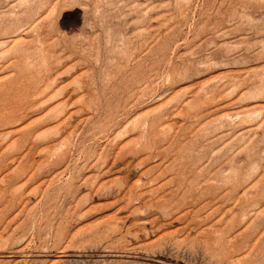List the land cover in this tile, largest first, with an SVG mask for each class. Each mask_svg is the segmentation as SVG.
Wrapping results in <instances>:
<instances>
[{
  "label": "rangeland",
  "instance_id": "1",
  "mask_svg": "<svg viewBox=\"0 0 264 264\" xmlns=\"http://www.w3.org/2000/svg\"><path fill=\"white\" fill-rule=\"evenodd\" d=\"M0 264H264V0H0Z\"/></svg>",
  "mask_w": 264,
  "mask_h": 264
}]
</instances>
